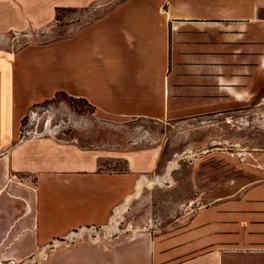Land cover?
Returning <instances> with one entry per match:
<instances>
[{"label":"crops","instance_id":"1","mask_svg":"<svg viewBox=\"0 0 264 264\" xmlns=\"http://www.w3.org/2000/svg\"><path fill=\"white\" fill-rule=\"evenodd\" d=\"M60 11L88 20L43 42ZM27 34L0 48V264H264V178L210 187L153 228L150 210L121 233L112 221L144 198L141 179L167 168L143 123L212 146L262 139L264 0H0V45ZM60 93L98 122L133 124L143 143L88 148L23 132Z\"/></svg>","mask_w":264,"mask_h":264},{"label":"rangeland","instance_id":"2","mask_svg":"<svg viewBox=\"0 0 264 264\" xmlns=\"http://www.w3.org/2000/svg\"><path fill=\"white\" fill-rule=\"evenodd\" d=\"M87 20H74L72 13L60 11L56 17L55 30L51 31L49 37L45 38L43 42L52 37L62 38L66 33V29L63 30L65 25L74 23L77 29ZM32 36L29 34L19 38L16 35L10 36L3 45H0V48L7 47L9 50H16L27 43V38ZM93 112V108L88 102L60 93L55 99L39 105L32 114L30 113L28 118L22 122V131H32L36 126L39 132H54L61 140L74 141V138H80L81 143L88 148H95L99 145L111 148L109 143H112L116 148L124 149L123 147L136 140L140 144L143 143V140L140 142L139 138L142 131L133 126V124H126L118 128L112 127L111 125L98 122L93 117ZM262 117L264 120V112ZM143 124L148 129L153 130L156 138H150L148 144L159 142L167 152V168L162 171L160 177L152 176L150 179L163 178L165 180L163 183L155 184L152 187L146 185L139 194V196L143 194L144 198L140 197L129 203L122 212V216H118L116 212L113 217L115 219H112V221L114 225L120 217L118 220L119 225L116 226L119 228L118 233L127 230L130 218L132 219L134 216L136 218H145V214L149 212L148 210H150L152 222V225L148 226V228H153L155 224L153 222L155 221L157 224L155 219L159 216L170 219L173 217L172 215L183 210L186 202L195 200L197 197L201 198L204 191L210 187L234 184V182L248 184L250 181L264 178V121L260 125L261 132L259 133L262 135V139L257 143L253 139L238 140L231 138L215 140V143L221 142L216 143L222 144L221 146H212L204 138H195V140L185 137L174 138V133H168L172 134V136L164 137V130L155 124L151 122ZM249 125V123H245V126ZM247 135H249L248 132ZM243 141L247 151L258 147L260 157L247 155V152L239 151L241 149L240 146H244ZM192 148L195 151L194 155ZM205 149H209L211 155L201 154ZM213 152L215 153L213 154ZM194 158L197 159V165L194 163ZM256 158L257 160L259 158L261 167L255 166L258 165ZM174 162H176V165H174ZM145 180L148 181L146 178ZM222 187L220 186L216 189ZM206 202L207 199L203 197L198 205L202 206ZM153 208L154 212L152 211ZM97 231H104V228Z\"/></svg>","mask_w":264,"mask_h":264},{"label":"bare ground","instance_id":"3","mask_svg":"<svg viewBox=\"0 0 264 264\" xmlns=\"http://www.w3.org/2000/svg\"><path fill=\"white\" fill-rule=\"evenodd\" d=\"M174 165H176V162H174ZM168 176V175H167ZM165 180V179H164ZM163 178H157L155 180H148L146 181L145 178L141 179L138 184H137V191L135 193V196L134 197H137L139 196V194L143 191V188L147 185L149 187H152L153 185L155 184H158V183H163L164 182ZM129 202L130 200H127V203L125 204V206L122 208V209H119L117 210V214L118 216H121L122 212L127 208V206L129 205ZM115 219V218H114ZM113 219V220H114ZM119 220V219H118ZM116 220L115 224L113 225L114 227L113 228H116V226L119 225V221Z\"/></svg>","mask_w":264,"mask_h":264}]
</instances>
